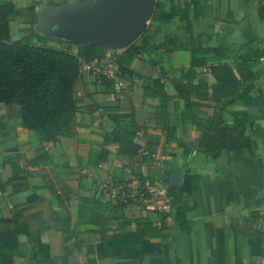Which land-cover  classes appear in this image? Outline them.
I'll return each mask as SVG.
<instances>
[{"label": "crops", "instance_id": "0c3cea01", "mask_svg": "<svg viewBox=\"0 0 264 264\" xmlns=\"http://www.w3.org/2000/svg\"><path fill=\"white\" fill-rule=\"evenodd\" d=\"M90 1L0 6H15L18 42L45 37L42 8ZM200 1L194 45L186 23L152 19L136 52L104 47L82 67L70 133L44 141L19 104H0V220L29 229L15 264H264V0ZM233 142L244 145H220ZM177 170L184 187L167 192ZM148 183L166 192L162 214Z\"/></svg>", "mask_w": 264, "mask_h": 264}, {"label": "trees", "instance_id": "16d2710c", "mask_svg": "<svg viewBox=\"0 0 264 264\" xmlns=\"http://www.w3.org/2000/svg\"><path fill=\"white\" fill-rule=\"evenodd\" d=\"M171 1L170 10H167L163 1L157 0L152 19L163 22L179 19L186 23L194 45V42H199V38L194 40L191 16L198 19L203 10L202 2L195 0L180 8L175 0ZM15 15L12 3L0 6V104L11 105L21 99L19 105L23 127L44 141H52L70 133L76 112L75 85L81 76V69L85 64L100 61L105 48L88 44L78 47L77 52L73 53L72 46L55 49L48 46L49 39L40 36L11 42L9 25ZM138 42L127 48L125 55L136 52ZM193 53L196 55L199 52L193 48ZM131 57H119V69L125 75H132L128 69ZM234 143L220 145L229 149L244 145ZM191 182L189 180L183 189L187 194L190 193ZM171 213L176 223L180 216L185 218L180 207H171ZM180 224L185 226L183 222ZM28 234L29 229L21 222L20 215L12 220H0V264H15V258L19 255V238Z\"/></svg>", "mask_w": 264, "mask_h": 264}, {"label": "water", "instance_id": "95a60500", "mask_svg": "<svg viewBox=\"0 0 264 264\" xmlns=\"http://www.w3.org/2000/svg\"><path fill=\"white\" fill-rule=\"evenodd\" d=\"M157 0H91L77 7L42 8L39 32L74 47L96 45L126 49L146 32ZM21 99L15 101L21 104ZM185 170H177L167 192L184 187Z\"/></svg>", "mask_w": 264, "mask_h": 264}, {"label": "built area", "instance_id": "2783aa9c", "mask_svg": "<svg viewBox=\"0 0 264 264\" xmlns=\"http://www.w3.org/2000/svg\"><path fill=\"white\" fill-rule=\"evenodd\" d=\"M146 189L149 191L151 198L148 205L149 209L155 211H164L167 206L170 205L169 201L166 199L165 191L164 193L159 194L158 190L152 184L149 183L147 184Z\"/></svg>", "mask_w": 264, "mask_h": 264}]
</instances>
